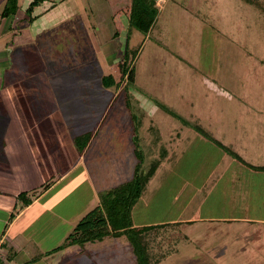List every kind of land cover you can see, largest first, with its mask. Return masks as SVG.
Returning a JSON list of instances; mask_svg holds the SVG:
<instances>
[{
	"label": "rangeland",
	"instance_id": "rangeland-1",
	"mask_svg": "<svg viewBox=\"0 0 264 264\" xmlns=\"http://www.w3.org/2000/svg\"><path fill=\"white\" fill-rule=\"evenodd\" d=\"M1 2L3 0H0V4ZM46 3H49L46 5L47 11L29 24L33 33L32 41L14 48L2 73L7 78H29L28 86L33 87L34 84L38 93L30 96L27 105L30 107L32 103L40 102L44 108L39 110L35 107V111L44 115L43 120L42 116L31 117L34 123L40 121L43 131L29 133V147L26 142L21 148L11 149L12 153H17L12 154V165H15L13 172L18 177H24L16 182L19 190L26 188L27 183L39 184L40 178L37 175L43 174L42 178H46V181L53 172L61 175L73 167L72 161H77L78 156L72 136L79 127L88 129L93 126L96 117L91 113L86 117L85 111L89 107L83 109V114L80 101H75L72 96L78 93L81 96L82 92L89 91L88 97L92 98L93 86L108 71L118 78L115 65L120 61V55L126 47L130 52L135 51L133 63L136 78L130 93L134 97H144L146 108L138 106L130 97V110L126 111L121 95L117 99L113 98L108 120L102 128L105 133H98L93 153L85 156V161L82 162L85 167L94 170V174L84 176L80 173V168L74 165L77 170L74 169L69 174L67 172V179L60 181L57 187L44 194L38 203L44 208L36 206L22 218L21 221L32 224L28 230L34 239L33 244L41 242V248L50 251L59 245L64 250L61 255L62 264H74L75 259V264H136L132 243L125 236L83 246L76 245L77 248L66 245L68 235L98 205L101 194L123 182L117 181L116 176L110 177L115 171L109 166L111 161L107 160L111 159L115 162V167H118L115 175L128 170V154L132 150L129 139H132L134 148L141 149L144 154L163 147L167 150L168 158L174 155L177 160L173 170L168 162H162L146 185L142 196L131 208L132 227L172 221L182 223L174 227L171 225L159 234L152 233L144 238L151 262L206 264L208 261L197 256V253L194 256L192 246L187 244L186 234L190 225L186 221L227 217L228 213L222 211L224 208L220 206V200L226 206L229 198L213 196L212 199H206L212 206L208 211L203 209V212H199L198 205L202 196L199 199L197 181L203 178L204 167L212 166L214 169L217 166L214 159L228 156L238 163L236 149L244 156L241 157L244 160L252 159L248 158L252 151L248 154L246 148L250 147H246L244 139L248 137V126L253 122V116H245L244 112L243 115L231 118L217 115L215 111L227 109H221L222 106L236 109L239 105L232 100L219 99L211 93L207 86L210 79H207L215 69L218 68L220 72L224 65L227 66L229 60L226 59L230 55L241 58L243 54L242 59L238 60L239 64L235 65L236 71L244 74L243 79L252 80L251 83L248 81V85L250 83L258 91L257 97H264V0H158L155 21L148 34L128 26L126 15H123L128 0H48ZM25 4L26 0H19V13L23 12ZM0 11L1 17L3 10ZM23 21L19 23L28 24L27 17ZM250 47L253 56L249 52ZM115 49H118V54ZM257 55L259 65L254 61ZM243 65L249 66L245 67L248 73ZM91 78L92 82L89 84L90 81L87 80ZM43 81H50L49 99L44 96L48 91ZM24 86L26 87V83ZM160 86L164 87L163 97H159ZM63 89L65 93L62 92ZM100 89L103 90L101 84ZM245 89L243 94L241 92L238 95H244L247 92L246 86ZM104 91L112 96L114 88ZM66 95L71 96L70 99ZM254 101L255 98L252 103ZM153 103H157L158 109L165 106L169 112L163 110L160 111L162 115H150L148 110ZM56 104L59 108L53 110ZM75 106L80 109L78 112L75 110L73 115L71 109ZM241 108L248 113L253 110L245 104ZM4 118L5 122H9L7 116ZM231 120L243 124L242 136L247 135L238 138L239 132H236L234 137L237 145L240 139L243 141L238 147H233L235 150L224 147L225 141H231L234 130L228 128L227 132L224 124H230ZM73 125L74 129L71 131ZM114 125L117 126L116 131H119L117 140L111 138ZM150 125L151 130L148 129ZM196 126L200 127L199 130ZM217 135H220L223 144L214 141ZM42 141L45 146L48 145L46 148L42 146ZM147 147L152 149L148 150ZM114 148L119 152L114 153ZM46 149L52 156L50 163L44 155ZM111 153L112 157L108 155ZM149 158L148 156L144 161L143 171ZM245 161L241 160L240 163L252 171L255 170V166ZM77 165L82 168V165ZM171 171L174 175L163 177L165 172ZM27 175L32 179L27 178ZM260 177L257 189L262 190L264 177ZM96 183L101 186L100 189L96 187ZM75 186H78L77 190ZM64 188H70L66 197L63 194ZM53 205L59 207L55 211L51 208L52 212H47L49 206ZM189 205L192 211L187 209ZM215 205L221 211L217 209L210 213ZM54 215H59L60 218L56 219ZM199 222L195 225H200L196 229L201 234L200 231L204 228ZM59 239L63 241L58 243ZM41 261L43 264L44 260ZM227 262L230 264L232 261ZM246 264L255 263L247 261Z\"/></svg>",
	"mask_w": 264,
	"mask_h": 264
},
{
	"label": "crops",
	"instance_id": "crops-1",
	"mask_svg": "<svg viewBox=\"0 0 264 264\" xmlns=\"http://www.w3.org/2000/svg\"><path fill=\"white\" fill-rule=\"evenodd\" d=\"M30 1L31 0H26V4L24 9H22V13L18 12L20 9L18 1V10L14 17H10L9 19L0 17V117L4 115L2 113H5L3 118H0V264H42L41 260H44L43 264H62L61 255H63L64 250L60 249L50 252V250H44L41 248V242L33 244L34 239L31 237V234L29 233L30 231L28 230L31 228L32 224L31 222L21 221L22 218H24V215L26 213L30 212L31 210L33 211L36 206L43 207L38 203L40 202L42 197H44V194L57 187L60 181L67 179V172L68 174L69 172H74V169L77 170L76 167L78 166L82 175L84 174V176H88L89 174H94V170L88 168L87 166L85 167V164L82 162L85 161V156H88L89 153H93V147L96 146V137L98 133H105V130H102V128H104L103 125L106 123V120H108V115L110 114L111 108L113 106V98L117 99L121 95L126 111L130 110V97L138 103V106L140 105L143 108H146L144 107V105L146 104H144V97H139V95H136V97H134L132 93H130V88L135 83V79L134 83L129 86L127 91L125 90V82L120 81L117 63L115 66L118 72V78L110 74L109 71L107 73V75H111L113 84H109V86H103L102 76L99 82L97 80L96 85L93 84L94 91H92V98L88 97V94L90 93L89 91L82 92L83 95L81 94V96H79V93L72 96L75 101H80V105L82 106L81 112H83V114V109L89 107L88 109H86L88 111H85L86 117H89V113L93 114L96 117V122L93 126H90L88 129H81V127H79L76 130V133H74V136H72V141L74 143L73 146L78 156V160L80 159L81 162H78V160L72 161L73 167L70 170H65L61 175L53 172L54 174H52L46 181V178H44V180L42 178L43 174L37 175L39 176L38 178H40L39 184L33 185L31 183H27L26 188L23 187L22 190H19L16 182L20 179L23 180L24 177H18V175H15L13 172V167L15 165H12L11 160L12 154L15 152L12 153L11 149L21 148L26 142L29 147V145L31 144V141H28L29 133L43 131L41 125L39 124L40 121L39 123H34L33 120H31V117L35 118L42 116L41 120H43L44 115H41L40 113L35 111V107L39 108V110H44V108H42L40 102L32 103L30 106L32 108L27 105L30 100V96L38 93L35 91L36 89L34 88V84H32L33 87L28 86L30 83L28 81L29 78L27 79V77H25L22 80H20L19 78L18 80L13 76L7 78L2 76V73L3 68L8 63L7 60L12 56L14 48L20 46L21 44L26 45L27 43L32 41L33 33L31 26H29V23L27 24L25 22V25L19 23L20 21L24 22L23 20L27 17L24 11L26 10ZM5 2L6 0H3L0 6L5 5ZM47 4L49 3L44 2L41 6L37 7L33 11L32 17H37L36 19H38L40 16H42L43 13L47 11ZM0 10L3 9L1 8ZM235 44H237V42ZM116 47L117 46L115 45V48ZM115 51H117V54L119 53L118 49H115ZM249 52L253 56L251 47ZM242 55L241 58H239L238 56L237 58H235L232 55H230L228 59L225 58L226 61L229 60L226 63L227 66L224 65L220 72H218V68L215 69L216 71L214 70L207 79H210L207 86L211 93H213L219 99L223 98L225 100H232V102H234L236 105H239V107L236 109H229V107L222 106L221 109H227L219 110V112L215 111L217 115L223 116L225 118H231L233 116L243 115L244 112L245 116H253V122L248 126V137L244 139L246 147H250V149L246 148L248 154L250 151H252L251 156L248 157L252 158L251 160H249L250 162L247 160V158H245L246 161L241 158L244 156L240 154L237 149L235 150L233 148L238 147L239 143L242 144L243 141L242 139H240L237 145V139L236 137H234L237 131L239 132L238 138H243L247 135L242 136L243 124L231 120L232 122H230V124H224L227 132L228 128L234 129L232 131L233 135L231 136V141H225L224 144L226 145L224 147H231L235 150V154H237L236 157L238 158V160L236 159V161H238V163H235L234 159H229L228 156H221L222 158L214 159V161L218 163L214 169L212 166L204 167L202 170L203 178L198 181L196 180L198 182L200 190L198 195L199 199L200 196H202V198L200 199V204L198 205L199 212H203V209L205 211H208L207 209L212 206L205 201L206 199H212L213 196H221L225 199L229 198V204L226 206L225 204L221 203V200L219 199L220 206L224 208L222 209V211H225L224 213H228L227 217L209 220L191 219L186 221V223L190 225L188 226L189 228L186 234L187 244L189 246H192V249L194 250V256H202V259H206L208 261L206 264H228L227 261H232L230 264H246L247 261L258 264V261H262V263L259 264H264V189H257L258 181H260L261 178L260 176L264 177V171H262L263 173H259V171L257 170L252 171L240 163L242 160L255 167H264V97L262 95H259L257 97L258 91L255 90L254 86L250 85L252 80L250 81V79H243L242 75L244 76V74L236 71L237 68H235V65L239 64L238 60L242 59ZM114 57H116V55H114ZM254 61L256 65H259L260 61L258 60V55ZM245 67L249 66L243 67L244 70H246L245 72L248 73ZM210 68L212 67L210 66ZM87 81H90L89 84H91L92 78ZM248 81H250L249 85ZM43 82L44 84H46L48 91V93L44 96L49 99L51 98V95L49 94L50 81H48L47 83H45V81ZM164 82L165 81H163V83ZM25 83L26 87L24 86ZM99 83L102 85L103 90L100 89ZM90 86L91 85L88 86L89 89H91ZM245 86L247 88V92L244 95H238V93L242 92L243 94L246 91ZM109 88H114V93L112 96L104 91V89ZM260 88L262 89V86ZM163 90L164 87L161 88L160 86L159 97H163L165 95ZM62 92L65 93V89H63ZM66 96L69 99L71 97L69 95ZM234 97H236V99H234ZM254 98L255 101L252 103ZM157 102L160 101L157 100ZM243 103L245 105H248L250 109H253L252 113H248V111L242 110L241 106L244 105ZM77 106L71 109V111H73V115L74 112H76L75 110H77L78 112V110L80 109L77 108ZM48 107H50V105H48ZM58 108L59 106L56 104V106L52 109L56 110ZM149 108L150 109L148 110V112L150 115L152 114L155 117L156 115H162L163 109H158L157 103L150 104ZM65 110L66 108H64V111ZM5 116L8 117L9 122H5ZM160 117L161 116H159V118ZM28 120L30 121V124ZM113 127L114 129H112L113 134L111 138L113 140H117L119 139V131H116V125H114ZM196 127L199 130L200 127ZM73 129L74 125L71 126V131ZM148 129L151 130L152 126L150 125ZM222 132L225 133V130H222ZM85 134L90 135V137L84 145L83 151L80 152L78 150V147L76 146L75 138ZM216 138L217 139L214 140L215 142H217L218 144H223V142L220 140L222 139L220 135H217ZM129 140H131L129 145H132V150L131 153L128 152V170H123V173L121 171L118 175H115L116 169L118 167H115V162L111 159L107 160L108 162L111 161V163H109V166L115 171L111 173L110 177L112 176L113 178L114 176H116L117 181H123L120 184L131 180L134 175L135 167L140 162V159V163L143 168V165L145 163L144 161L148 156L150 158L149 163H146L147 167L145 168V171H148L151 164L157 165L150 180L154 177L157 169L164 161L169 163V165L171 166V170L175 168L177 160L174 159L176 157H174L173 153V156L168 158L167 150L163 147H158L157 150H154V152L150 150L152 148L148 149L147 147V149L150 151H147L146 154H144L142 151H140L141 149L134 148L132 139ZM41 144L44 148L48 146H45L43 141ZM227 150L230 151V149ZM116 152H119V150L117 148H114V153ZM232 153L234 152L232 151ZM44 155L47 158V161L49 160L50 163L52 159L51 153L46 149ZM98 155H100V153ZM108 155L112 157L113 153H111V155ZM77 164L82 165V168ZM170 174L174 175L172 171L169 173L165 172L163 177H170ZM27 178L32 179V177L29 175H27ZM48 181L51 182L50 186L46 190H41L42 185L44 183H48ZM120 184H118L117 186H119ZM198 185H196V187ZM76 187L78 186H75V188ZM96 187L100 189L101 186L96 183ZM69 189L70 188L63 189V194L65 197L68 195ZM22 192L27 193V196L31 198V204L26 207H21L16 198ZM206 204H209V206H207ZM58 207L59 205H53L52 207L49 206L47 212H52V210L55 211ZM51 208L53 209L51 210ZM187 209L192 211L190 205ZM217 209L219 208H217L215 205L210 209L209 212H214ZM219 211H221V209H219ZM3 214L4 217L2 218ZM54 217L56 219L60 218L59 215H54ZM198 222L201 223L202 227L204 228L203 231H200L202 232L201 234H199V232L197 233L196 227H199L200 225L196 226L195 224H197ZM180 224L182 223H180L179 221H172L140 226L133 225V228L156 226L153 230L149 231L148 235H150L152 233L159 234L164 230V228L171 227V225L172 227L179 226ZM148 235H145L144 238H146V236ZM61 241L63 240L59 239L57 242L60 243ZM57 247H59V245L55 246L53 249H56ZM75 247L77 248V246ZM76 248H74V250H76ZM74 252L76 253V251ZM195 253L197 254L195 255ZM76 261L77 260L75 259L74 262L76 263Z\"/></svg>",
	"mask_w": 264,
	"mask_h": 264
},
{
	"label": "trees",
	"instance_id": "trees-1",
	"mask_svg": "<svg viewBox=\"0 0 264 264\" xmlns=\"http://www.w3.org/2000/svg\"><path fill=\"white\" fill-rule=\"evenodd\" d=\"M18 1L6 0L1 17L4 19L14 17L18 10ZM47 1L31 0L29 2L24 11L29 24L37 18L32 17L33 11ZM157 1L129 0V3L123 10V15H126L128 26L147 34L155 21L158 10ZM134 52L128 51L126 47L117 64L120 81L125 82L126 91L134 83L135 79ZM129 54L132 55V58L128 57L130 56ZM112 82L111 75L103 76V86H109V84H113ZM162 109L169 112L165 106ZM89 137L90 135L85 134L75 138L76 146L80 152L83 151ZM140 162L136 165L131 180L108 189L101 194L98 205L88 212L68 235L66 239L67 246H83L88 243L102 242L112 237L125 236L132 243L136 264H154V262H151V258L147 252L144 236L148 235L149 231L153 230L156 226L133 228L130 222L131 208L143 194L145 186L153 176L157 166L156 164H151L148 171H143ZM254 169L264 171V167H254ZM50 184L49 182L44 183L42 190H46ZM16 198L21 207L31 204V198L27 196V193L22 192ZM60 249L61 247H57L50 252Z\"/></svg>",
	"mask_w": 264,
	"mask_h": 264
}]
</instances>
